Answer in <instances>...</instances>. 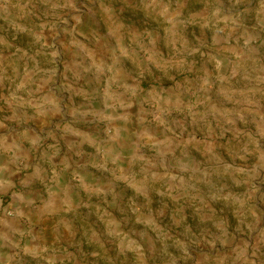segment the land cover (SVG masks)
Listing matches in <instances>:
<instances>
[{
    "label": "rangeland",
    "instance_id": "obj_1",
    "mask_svg": "<svg viewBox=\"0 0 264 264\" xmlns=\"http://www.w3.org/2000/svg\"><path fill=\"white\" fill-rule=\"evenodd\" d=\"M53 99L52 119L91 126L76 158L95 140L115 153L95 175L46 162L61 124L27 126ZM15 152L0 264H264V0H0V155ZM65 196L76 215L43 208Z\"/></svg>",
    "mask_w": 264,
    "mask_h": 264
},
{
    "label": "crops",
    "instance_id": "obj_2",
    "mask_svg": "<svg viewBox=\"0 0 264 264\" xmlns=\"http://www.w3.org/2000/svg\"><path fill=\"white\" fill-rule=\"evenodd\" d=\"M38 106H39V109L38 110L36 109L35 111H33V113H37V114L44 113L46 114V119H43L42 122L40 121L38 125L37 124L35 125L34 123H32L33 125L27 126L29 127V129L32 131L34 135L36 134L44 135V132L46 131V129H49L50 127H52L54 125V122H59L61 124L60 127H57V130H58L57 132L60 136L59 146L56 147V149H54L53 153H51V151H46L44 156L49 158L46 162L54 163V161H58V164L62 165V167L64 168L63 174L65 175H68L69 170H74L75 168L80 169L81 165H84L85 169L89 171L90 174L95 175L93 170H91L90 168L93 160L98 161L102 158V160L105 159L107 161V160L113 159V157L111 156H114L115 153L113 151H109L108 146L103 147L101 145L102 140H98V141L95 140V142L98 143L95 149H92L89 152L83 151L81 152L82 153L81 156L79 158H76V155L80 153L81 148H83L84 145L91 146V144L89 143L90 139H88V137H90L91 126L88 122H86L87 119H74L77 117L75 112L71 114V117H70L71 119H64L63 121L61 120L58 121V119H52L56 117L55 114L53 116V113H57V112L59 113L61 111V107H63V101L60 102L59 99H53L51 101H48L47 103L40 104ZM24 109L27 111L26 108ZM21 133H22L21 136L24 138L31 137V135H29L30 136L29 137L27 134H25V132H21ZM96 137H98V135ZM27 140H29L28 141L29 145L31 144L32 147H36L37 142L34 139V137L33 139H27ZM85 149L87 151L89 148L87 147ZM58 154L61 156L60 158ZM15 155L8 156L6 153H3L0 155V195L3 193L4 190H6V188L11 186V182H12L11 164L14 161L15 163H18V159H16L17 152H15ZM44 169L45 171L47 170L46 167H44ZM36 177H37V174H36ZM61 179H62V174H60L57 177V181L55 182L54 187H52L56 189V191L58 192H61V189L64 186ZM68 200L69 199H67L66 196L63 199H61V201L59 202L51 201L50 199V202L44 203L43 208H47L51 206L54 209L61 210V208L66 206L72 209V212H75V210H77L78 208V205L71 203L68 206L67 204ZM11 202H13V199ZM10 203L8 204V207L11 205ZM0 204H1V200H0ZM4 209L5 210L3 211V214L0 216V220H1L0 225H2V229L0 230V263L4 261L3 258L6 255H10L12 253L13 248H14L13 242L11 238L9 237V234L12 233L11 231L14 229V223L12 221L13 219L12 217L9 218L8 215L5 213L7 211L6 210L7 206ZM76 213L77 212H75V215ZM83 218H84L83 215H81V219ZM74 220H77V218L74 217ZM56 227L60 228L61 226L59 225ZM47 229L48 227L46 225V227L44 228L45 232L44 233L40 232V233L46 236L48 232ZM41 230L43 229L41 228ZM35 231H37V228L35 229ZM58 232L60 231L58 230ZM33 236H34V233L32 234V237ZM28 242L29 240L26 239L25 240L26 248L28 247L27 245ZM37 245L39 244L37 243Z\"/></svg>",
    "mask_w": 264,
    "mask_h": 264
}]
</instances>
